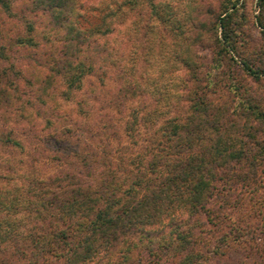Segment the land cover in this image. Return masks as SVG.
I'll return each mask as SVG.
<instances>
[{
	"label": "trees",
	"instance_id": "1",
	"mask_svg": "<svg viewBox=\"0 0 264 264\" xmlns=\"http://www.w3.org/2000/svg\"><path fill=\"white\" fill-rule=\"evenodd\" d=\"M217 1L188 3L196 12L185 18L186 43L171 54L193 80L207 68L208 86L190 90L187 108L164 120L128 172L124 162L100 159L91 173L71 165L51 175L21 172L13 181L1 171H11L9 161L0 160V264H211L226 257L219 241L230 231L216 233L229 207L264 181V0L249 23L239 0ZM115 5L169 24L157 0ZM102 8L97 13L90 0H0V146L25 152L30 162H60L64 154L52 143L65 135L61 120L43 127L33 120L44 108L60 116V80L66 98L80 92V106L90 105L101 90L83 91L82 81L109 67L119 81L110 101L123 108L136 96L140 83L108 39L125 18ZM247 27L256 28L258 42ZM190 42L206 49L207 63L196 60ZM10 52L21 54L20 65ZM37 104L44 107L32 116ZM18 117L25 123L12 125ZM16 133L31 135L32 146ZM242 251L227 264H264L263 243Z\"/></svg>",
	"mask_w": 264,
	"mask_h": 264
},
{
	"label": "rangeland",
	"instance_id": "2",
	"mask_svg": "<svg viewBox=\"0 0 264 264\" xmlns=\"http://www.w3.org/2000/svg\"><path fill=\"white\" fill-rule=\"evenodd\" d=\"M90 1L98 6L97 13L98 10L103 9L102 6H108L109 12H114L125 18L126 24L117 25L118 27L109 35L108 39L118 51L117 56L131 66L140 83L139 93L137 92L136 96L127 100L123 108H118L110 101V97L119 86V81L116 79L113 69L106 67L101 73V77L98 78L99 75L95 71L93 74L97 77L83 79V91L91 92L100 87L101 92L96 97L90 98V105L81 104L80 106L78 102L80 92H75L66 98V95L62 93L65 86L60 80L61 91L55 96L57 100L55 105H58L59 112L62 111L60 116L53 117L49 111H46L47 109H42L44 107L42 104H37L36 107L32 106L28 110L34 116L36 110L42 109L40 118H31L39 127H43L46 121L56 124L54 120H61L58 121V128L63 129L65 135L58 136L57 141L52 144L53 148H58L64 155L58 163L43 157L30 162L25 152L0 146V160L9 161L11 166V171H6L5 168L1 171L12 176L13 181L16 174L21 172L32 171L39 175H51L57 171L66 172L71 165L82 173H91L93 169L90 164L100 162V159L101 161L109 159L117 165L124 162L125 165L122 169L128 172L143 157V148L151 146V139L160 131L164 120L182 113L187 108L191 95L190 90H195L197 86L199 88L208 86L209 76L205 75L207 68H202L197 75L198 79L193 80L187 74L189 69L180 60L176 61L173 57L171 58L174 44H177L179 48L182 45L185 46L183 32L188 28L189 22L185 18L189 13L193 15L196 12L189 11V7L186 10L191 0H157L161 12H165V16L169 18V24L164 26L153 19H147V13L141 18L136 14L135 9L122 7L119 11L116 10L115 3L122 0ZM256 1L239 0L238 2L239 12L247 20L246 23L252 21L253 15L257 13ZM202 3L206 7H217L218 1L202 0ZM247 30L251 34L250 40L258 42V39H255L259 37L256 28L247 27ZM191 45L193 46L190 49H195L198 52V55L195 56L196 60L207 63V60L201 57L207 55L206 49L201 48L197 42H192ZM10 54L13 57L11 62L20 65L21 54L12 52ZM3 64L5 65V62L0 66ZM25 96L26 100L29 96L27 94ZM30 96L29 98L32 99L33 95ZM100 106L104 107L102 111ZM22 107L25 109L24 104ZM103 112L105 115H101ZM65 113L67 116L64 115ZM106 113L109 116L105 117ZM109 117L110 119H108ZM25 121L20 117L13 118L12 125L22 126ZM68 126L71 127L69 132ZM16 137L26 144V148L33 144L31 135L22 136L16 133ZM13 181L7 184L11 185ZM247 191L248 189H246V193H243V198L240 199L238 206L229 207L230 219L224 222L216 233L217 236L219 234L221 236L223 232L229 234L230 231L226 238L219 241L221 245L219 250L225 253L226 257L214 258L212 259L214 263L211 264H227L228 260H232L238 253H242L244 247L249 248L257 243H263L264 246V181L256 191ZM234 236L236 239H240L239 246L242 249H238V245L233 242ZM117 255L113 257L115 258Z\"/></svg>",
	"mask_w": 264,
	"mask_h": 264
}]
</instances>
